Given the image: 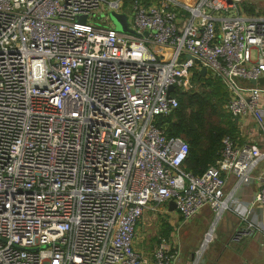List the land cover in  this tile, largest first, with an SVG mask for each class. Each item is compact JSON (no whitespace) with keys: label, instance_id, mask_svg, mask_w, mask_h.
I'll return each instance as SVG.
<instances>
[{"label":"built area","instance_id":"1","mask_svg":"<svg viewBox=\"0 0 264 264\" xmlns=\"http://www.w3.org/2000/svg\"><path fill=\"white\" fill-rule=\"evenodd\" d=\"M241 1L0 0V264H175L167 237L133 248L169 200L182 219L211 208L201 246L225 210L264 235L251 217L264 208V14ZM195 72L220 79L241 138L250 120L261 138L224 135L201 174L156 123ZM228 174L256 183L248 206L225 193Z\"/></svg>","mask_w":264,"mask_h":264},{"label":"crops","instance_id":"2","mask_svg":"<svg viewBox=\"0 0 264 264\" xmlns=\"http://www.w3.org/2000/svg\"><path fill=\"white\" fill-rule=\"evenodd\" d=\"M257 132L254 123L248 121L242 129V140L257 139L260 142L261 138ZM263 163L254 168V173L258 174L262 171ZM255 189V182L244 186L237 185L234 175L226 176L225 193H234L236 195L234 199L239 207L249 205ZM158 211L160 214L164 213L161 217H164L166 224L164 225L162 221V227L158 226L154 235L148 233L149 247L143 246L142 250L138 251L150 255L157 236L162 233L168 236L172 245L179 251L175 264H264V235L255 228L247 227L246 222L240 221L229 210L223 211L213 229V238L204 246H201L204 235L215 220L210 207H201L189 219H182L175 208H169L168 202ZM147 213L152 214V212ZM251 217L256 223L264 225V208L255 205ZM144 235H146L145 230L141 229V234L138 235L139 242Z\"/></svg>","mask_w":264,"mask_h":264},{"label":"trees","instance_id":"3","mask_svg":"<svg viewBox=\"0 0 264 264\" xmlns=\"http://www.w3.org/2000/svg\"><path fill=\"white\" fill-rule=\"evenodd\" d=\"M241 6L245 14H264L256 12L251 2L243 0ZM193 79L198 82L196 89L174 91L177 106L167 115L157 117L156 123L167 136H179L188 144L183 169L201 174L218 157L224 135L242 138L236 121L223 109L227 93L220 79L198 72ZM159 236L168 238L162 233Z\"/></svg>","mask_w":264,"mask_h":264},{"label":"rangeland","instance_id":"4","mask_svg":"<svg viewBox=\"0 0 264 264\" xmlns=\"http://www.w3.org/2000/svg\"><path fill=\"white\" fill-rule=\"evenodd\" d=\"M244 2H251L255 9L256 12H264V0H244ZM100 7H102V4H100ZM241 11H244L243 7L241 6ZM97 14H100V11L97 10ZM124 15L127 17V14L124 13ZM130 32H134L133 30H130ZM164 214V213H163ZM163 214H160L159 211L157 212H153L151 213H147L145 214V216H143V218L141 220H139V222L136 225L135 231H136V235L134 237V242H133V248L137 249V250H142V247L144 246L145 248H148L150 245V241L148 240V233H150V235H154L157 231L158 226L162 227V221L164 223V225L166 224V222L163 220L164 217H161ZM165 216V215H164ZM162 218V220H161ZM141 229L145 230V234L143 238L141 239V242H139V238L138 235L141 234ZM147 237V239H146ZM143 244V245H141ZM154 248V247H153Z\"/></svg>","mask_w":264,"mask_h":264},{"label":"water","instance_id":"5","mask_svg":"<svg viewBox=\"0 0 264 264\" xmlns=\"http://www.w3.org/2000/svg\"><path fill=\"white\" fill-rule=\"evenodd\" d=\"M110 17L113 20V22L115 23L117 29H120L122 31L129 30V28L127 27V19H126V16L124 14H117V13L111 12ZM145 34H146V32H145ZM201 73L202 74L205 73V67L201 68ZM252 82H254V81H252ZM172 89H173V86H170L168 90L170 91ZM168 204H169L170 209L175 208V203L173 200H169Z\"/></svg>","mask_w":264,"mask_h":264}]
</instances>
